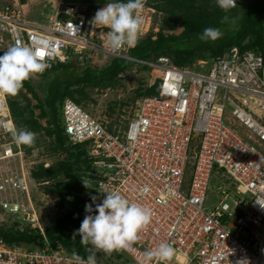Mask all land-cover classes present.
Instances as JSON below:
<instances>
[{
    "label": "built area",
    "instance_id": "built-area-1",
    "mask_svg": "<svg viewBox=\"0 0 264 264\" xmlns=\"http://www.w3.org/2000/svg\"><path fill=\"white\" fill-rule=\"evenodd\" d=\"M25 5L0 0V54L20 43L50 65L74 57L88 60L102 51L122 57L128 51L108 47L80 4L62 8L60 0L45 21L29 18ZM146 8L154 12L152 6ZM140 61L159 71V93L137 98L133 115L122 126L109 129L70 98L61 106L68 140L85 143L95 157V169L88 172L95 179L83 177L95 203L104 198L100 191L115 189L153 211L151 223L130 249L106 254L108 259H96L97 264H149L144 252L161 242L176 249L174 258L162 264H264L262 54L232 48L186 66L174 65L166 56ZM13 127L7 97L0 96V207L24 214L44 242L28 249L0 240V264H68L71 255L34 224L35 210H20L30 171L13 139ZM213 174L227 179L237 197L223 191L217 204L207 209Z\"/></svg>",
    "mask_w": 264,
    "mask_h": 264
},
{
    "label": "trees",
    "instance_id": "trees-1",
    "mask_svg": "<svg viewBox=\"0 0 264 264\" xmlns=\"http://www.w3.org/2000/svg\"><path fill=\"white\" fill-rule=\"evenodd\" d=\"M25 1L20 0L22 3ZM109 2L115 0H61V7L64 8L66 4H80L87 19L91 21L97 9ZM146 3L163 13L159 29L155 38H152L151 33L140 37L136 47L128 50L130 58L112 56L100 67H92L86 63L79 67L71 64L70 60L56 62L50 64L42 74H36L38 85L43 90L42 95L38 94L31 76L24 81L17 95L7 96L16 129H26L34 133L43 130L50 138V150L60 155L52 164L44 165L40 162L33 165L30 176L41 185L45 194L57 195V207L65 210L50 219V223L46 224L43 230L48 241L61 246L70 255L73 249L83 258L89 255L91 245L84 246L80 243L78 235L74 239L72 236L82 222L81 215L85 211V204L92 203V189L83 177L95 169V157L89 153L85 143L73 144L65 135L61 114L64 99H72L93 116L86 108L87 103L91 101L87 87L114 86L120 76L133 66L151 68L138 63L137 60L156 61L160 56H166L174 65L186 66L199 59L215 58L232 48H238L239 51H259L264 60V0H238L237 6L227 13L217 6L216 0H146ZM225 17L228 19L225 20ZM178 26L182 28L178 34L164 32L174 30ZM207 27L219 28L223 35L215 41H202L199 36ZM73 60L82 62L75 57ZM159 87L158 79L150 86H138L135 95L138 98L156 95L159 93ZM27 94L36 99L35 105L31 104ZM35 107L39 108L38 114L34 112ZM40 118L45 120V126L41 124ZM108 128L111 126L108 125ZM35 146L37 141L32 146L22 145L26 155L30 154ZM22 218L23 216L19 217L11 226L0 227V240L6 244L24 245L28 249L41 246L44 238L39 228L33 227ZM103 254V251H99L97 255L102 256L95 255L96 259H108L106 254Z\"/></svg>",
    "mask_w": 264,
    "mask_h": 264
},
{
    "label": "clouds",
    "instance_id": "clouds-1",
    "mask_svg": "<svg viewBox=\"0 0 264 264\" xmlns=\"http://www.w3.org/2000/svg\"><path fill=\"white\" fill-rule=\"evenodd\" d=\"M146 0H115L97 9L90 23L97 28H106V44L114 50L136 47L144 23L142 11ZM217 6L227 13L235 8L236 0H216ZM228 17H225L227 20ZM223 35L219 28L207 27L200 34L202 41H215ZM50 65L38 56L30 46L16 43L0 54V96H15L23 87L24 81L33 74H42ZM16 127V126H15ZM10 131L16 143L32 146L36 134L26 129ZM31 178V176H30ZM86 187H89L84 183ZM147 191V189H144ZM104 198L95 203L96 197H91L92 203L85 204L87 213L78 229L73 233L74 239L80 237L84 246L91 245L95 250L111 254L115 250L130 249L139 239V233L152 220L153 211L150 207L132 202L120 191L107 188L100 191ZM95 205V207H93ZM95 212V214H92ZM176 255V249L168 242H161L155 249L144 252V260H155L157 264L171 261ZM68 264H97L94 251H90L85 260L75 249L71 252Z\"/></svg>",
    "mask_w": 264,
    "mask_h": 264
},
{
    "label": "rangeland",
    "instance_id": "rangeland-1",
    "mask_svg": "<svg viewBox=\"0 0 264 264\" xmlns=\"http://www.w3.org/2000/svg\"><path fill=\"white\" fill-rule=\"evenodd\" d=\"M60 3V0H26L23 4H26V10L28 12V17L37 21H45L46 13L50 12L51 14L57 8V5ZM147 3L142 11V16L144 19V23L141 26V34L140 37H144L147 34L151 33L152 38L156 37V33L159 29V25L161 22L162 12L154 9V12L147 10ZM151 16V20H149ZM149 21V22H148ZM182 30L181 27H177L174 30H165V33H174L178 34ZM97 34H102L103 41H106V30L105 28H99L96 30ZM100 37V36H99ZM97 39V37H95ZM100 38V39H102ZM101 41V40H99ZM105 44V43H104ZM106 45V44H105ZM129 50V49H128ZM100 53L92 54L91 58L88 60H84L82 62H75V60L70 59L71 64L75 66L82 67L86 64L92 67H100L103 63L109 61L112 56ZM122 57L128 56L127 52H122ZM129 57V56H128ZM127 58V57H126ZM138 63L143 64L140 60H137ZM144 65V64H143ZM60 76V75H59ZM32 79L37 86V91L39 95L43 94L42 88L38 85V77L36 74L32 75ZM159 79V71L156 68H143L141 65L133 66L126 70L121 76L120 80L111 87L106 88H91L87 87L90 94V100L86 108L93 114L94 117L99 118L107 125L111 126H122L129 117L133 115L135 101L138 97L135 95V90L138 86L147 87L157 82ZM30 97L31 104L35 105L37 103L36 99L31 96V94H27ZM35 113H39V108L35 107ZM43 126L46 125L44 119H39ZM36 134L37 146L33 147L31 153L26 155L24 148L21 146V149L24 151V159L26 160V164H29L28 170H31V167L35 164L43 162L44 165L52 164L59 158L58 154L52 152L48 146L50 138L45 135L44 131H40ZM18 160V159H17ZM12 165V164H11ZM30 175V174H29ZM87 177L93 181L95 176L93 174L87 173ZM29 184L28 191L22 195V199L20 200V210L25 208L28 211L35 210L37 218L35 219V225L39 226L43 229V227L50 223V219L59 216L65 210L60 209L56 205L57 195L51 196L45 194L41 185L37 184L32 178L29 176ZM228 180L220 178L218 175L213 174L211 176L208 190H207V198L205 201V207L207 209H211L215 204L219 201V199L223 196V191L228 192L230 198L237 197L232 192L231 186L227 184ZM223 189V190H222ZM222 190V194H221ZM227 197L226 199H230ZM25 216L24 214H12L8 211H5L0 207V227H8L11 226L14 222L19 219V217ZM26 217V216H25ZM21 219V218H20ZM23 219V218H22ZM24 220V219H23ZM30 222L29 220H25ZM44 231V230H43ZM40 246H36L34 248H38ZM94 251L97 257H101L102 255H97L99 250H95L93 246L89 247V252ZM105 255V254H103ZM120 257H125L124 255H120ZM100 260H104L103 258H98Z\"/></svg>",
    "mask_w": 264,
    "mask_h": 264
},
{
    "label": "crops",
    "instance_id": "crops-1",
    "mask_svg": "<svg viewBox=\"0 0 264 264\" xmlns=\"http://www.w3.org/2000/svg\"><path fill=\"white\" fill-rule=\"evenodd\" d=\"M104 6H105V5H104ZM104 6H102V7H104ZM102 7H101V8H102ZM49 14H51V13H50V12H47V13L45 14V15H46V18L48 17Z\"/></svg>",
    "mask_w": 264,
    "mask_h": 264
}]
</instances>
